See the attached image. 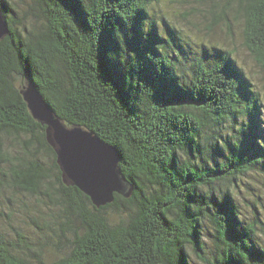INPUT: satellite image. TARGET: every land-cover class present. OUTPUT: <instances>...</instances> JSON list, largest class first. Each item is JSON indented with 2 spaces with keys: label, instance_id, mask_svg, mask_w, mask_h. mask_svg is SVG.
Here are the masks:
<instances>
[{
  "label": "trees",
  "instance_id": "1",
  "mask_svg": "<svg viewBox=\"0 0 264 264\" xmlns=\"http://www.w3.org/2000/svg\"><path fill=\"white\" fill-rule=\"evenodd\" d=\"M31 1L40 26L0 0L9 28L0 42V185L59 209L69 252L48 263L21 233L17 244L0 233V264H193L191 252L204 264H264L262 220L246 217L236 197L245 177L264 174V102L232 53L184 57L180 31L154 17L161 0ZM233 10L264 67V0H228L213 22ZM19 78L69 125L118 149L130 199L116 195L96 208L64 185ZM5 136L21 142L25 157H9ZM109 209L126 210V220L111 221Z\"/></svg>",
  "mask_w": 264,
  "mask_h": 264
},
{
  "label": "rangeland",
  "instance_id": "2",
  "mask_svg": "<svg viewBox=\"0 0 264 264\" xmlns=\"http://www.w3.org/2000/svg\"><path fill=\"white\" fill-rule=\"evenodd\" d=\"M15 10L17 18L22 14L40 26L37 18L32 15L31 0H9ZM228 0H161L154 7V17L157 20L165 18L167 22L181 33L182 54L193 59L197 55L210 53L218 58L225 53H232L238 66L256 86L264 102V67L259 64L245 46L243 35V22L233 10L229 12V20L213 22L214 13L222 11ZM21 19V18H20ZM25 79H17L18 88L24 84ZM5 146L12 160L25 157L23 145L13 136H5ZM45 166L49 169L50 177L54 180V171L51 161L43 155ZM0 185V233L9 241L17 244V233L25 236L31 246L37 249L48 263L57 261L69 252V243L60 241L59 224L64 220L59 209L43 203L36 195L15 188L1 178ZM236 189V197L245 216L250 220L255 213L262 220L259 240L264 242V174L250 173ZM254 205H257L254 208ZM106 214L113 222L126 220L128 212L109 209ZM50 228H49V226ZM80 224L74 223L78 228ZM211 226L204 227V240L207 243V253L211 254ZM72 237V233H67ZM193 264H204L191 252Z\"/></svg>",
  "mask_w": 264,
  "mask_h": 264
},
{
  "label": "water",
  "instance_id": "3",
  "mask_svg": "<svg viewBox=\"0 0 264 264\" xmlns=\"http://www.w3.org/2000/svg\"><path fill=\"white\" fill-rule=\"evenodd\" d=\"M8 35L0 7V42ZM19 91L33 119L46 127V139L56 153L64 185L78 188L96 208L112 204L116 195L132 197L134 187L122 172V157L115 146L93 131L60 118L31 80L25 79Z\"/></svg>",
  "mask_w": 264,
  "mask_h": 264
}]
</instances>
